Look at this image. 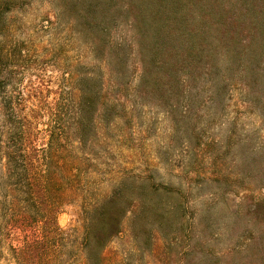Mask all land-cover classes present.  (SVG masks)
Segmentation results:
<instances>
[{"label": "trees", "instance_id": "obj_1", "mask_svg": "<svg viewBox=\"0 0 264 264\" xmlns=\"http://www.w3.org/2000/svg\"><path fill=\"white\" fill-rule=\"evenodd\" d=\"M50 4V20L60 26L63 39L50 53L59 78L47 86L52 99L45 109L41 153L27 155L24 140L31 128L18 106L38 98L42 83L32 82L24 91L19 85L32 58L21 48L5 55L0 48V67L13 65L10 78L17 93L0 112V157L28 203L27 209L5 211L15 227L29 232L14 259L16 264H50L60 233L65 264H107L105 248L122 232L128 208L133 222L141 215L127 201L130 187L124 178L102 194L96 191L90 172L98 166L97 153L106 154L113 134L124 136L146 108L156 104L168 115L180 103L189 111L199 96L221 98V108L255 112L264 126V0ZM141 188L144 194L135 198L151 210L158 203L154 191L148 183ZM76 200L83 209L82 231L73 250L57 213ZM154 208L158 234L170 209Z\"/></svg>", "mask_w": 264, "mask_h": 264}, {"label": "rangeland", "instance_id": "obj_2", "mask_svg": "<svg viewBox=\"0 0 264 264\" xmlns=\"http://www.w3.org/2000/svg\"><path fill=\"white\" fill-rule=\"evenodd\" d=\"M51 1L0 0L3 55L21 48L32 58L19 85L24 91L32 82L42 83L38 98L18 106L31 128L24 140L27 155L44 147V114L52 99L47 86L59 78L50 53L60 47L63 33L51 22ZM13 69L10 64L0 67L1 113L8 97L17 94L10 78ZM194 101L189 111L179 103L168 115L156 104L146 108L124 136L113 134L106 154L97 153L98 166L90 172L96 191L102 194L124 178L130 187L127 201L141 215L133 222L128 208L122 232L105 248L107 264H264V126L244 107L221 108V98L199 96ZM35 112L39 115L33 116ZM14 182L0 157V264H16L14 252L29 237L5 212L28 207L27 196ZM143 183L158 200L151 210L136 199L144 194ZM156 205L170 209L158 234ZM82 214L79 200L57 213V224L73 250L80 240ZM61 239L59 233L50 264L66 263Z\"/></svg>", "mask_w": 264, "mask_h": 264}]
</instances>
